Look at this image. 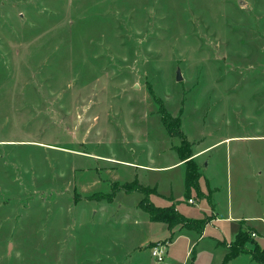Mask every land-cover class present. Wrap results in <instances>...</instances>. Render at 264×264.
<instances>
[{
    "label": "rangeland",
    "instance_id": "obj_1",
    "mask_svg": "<svg viewBox=\"0 0 264 264\" xmlns=\"http://www.w3.org/2000/svg\"><path fill=\"white\" fill-rule=\"evenodd\" d=\"M243 2L0 0V264H262L264 0ZM159 105L181 110L213 211L245 220L244 251L228 222L173 242L143 193L115 190L136 177L185 197L183 167L159 168L181 143Z\"/></svg>",
    "mask_w": 264,
    "mask_h": 264
},
{
    "label": "trees",
    "instance_id": "obj_2",
    "mask_svg": "<svg viewBox=\"0 0 264 264\" xmlns=\"http://www.w3.org/2000/svg\"><path fill=\"white\" fill-rule=\"evenodd\" d=\"M152 96V99L154 102L159 103L160 99L159 97H156L155 93L149 89L148 90ZM159 118L162 122L168 136L171 137H179L181 140V143L177 146H175L176 151L178 152V155L181 159V161H185V188H186V195H189L192 189L195 191H198V179L200 177L199 169L194 163V161L191 159L192 151H191V144L187 141L186 137L183 135L182 130L180 129L181 121H180V115L172 116L169 114V112L165 109V107L162 105H159ZM115 190L117 189H123L127 192H130V190H138L141 193L144 194V197L138 202V207L143 210L145 213H148L149 218L152 221L157 222H163L166 224V226L169 228L170 232L173 231L174 228L177 227V225H180L181 227L187 228L189 230H195L197 233H201L207 223L208 220L206 218H188L186 217L182 212H179L174 204L164 205V206H157L155 205L149 198L148 195L151 193H154L155 190L148 186H142L139 183H137L136 179H133L130 181V183H114ZM114 190V191H115ZM114 191L110 193H94L88 198H95L97 200L101 199H107L112 200L114 196ZM244 229L239 228L237 231V234L235 235L234 240L231 242V244L228 245L230 248L231 246L236 247L238 250L236 254L239 252L244 251L245 243L252 242L246 234ZM257 246L255 245L254 249H256ZM253 258L264 264V253L261 250L260 255H258L256 252L253 253Z\"/></svg>",
    "mask_w": 264,
    "mask_h": 264
},
{
    "label": "crops",
    "instance_id": "obj_3",
    "mask_svg": "<svg viewBox=\"0 0 264 264\" xmlns=\"http://www.w3.org/2000/svg\"><path fill=\"white\" fill-rule=\"evenodd\" d=\"M179 111L181 112V110H178L177 113L175 114V116L176 115H180ZM191 151L193 153L192 156H191V159L196 164L199 161L198 158L202 155V154H200L201 150H191ZM130 164H131V162H130ZM175 167H177V168L178 167H183L182 173H181V179H182V182H183V191L178 193V195L182 194V195L185 196V197L183 196L184 197L183 199H182V197L177 196V194H176L177 197L176 196L174 197L172 195V192H169V189L171 191V186L170 185L166 186L165 189H162L160 187V185L158 184V182L157 183L156 182L149 183V182L145 181V183H142V182H139L136 177H134V179H136L137 183H139L140 185H142L144 187L148 186V187L152 188L153 190H155L154 193H151L149 195L153 194L154 195L153 197L158 198L159 200L162 199V201H163L161 205H157V206H164V205L174 204L176 209L179 212H182L186 217L191 218V219L192 218H206L207 215L210 216V219L206 218L208 221H207V223H206V225H205V227H204V229H203V231L201 233H197L193 229L189 230L187 228L181 227L180 225H177V227L174 228L172 232H170V236L171 237L173 236L172 237L173 238L172 241L174 242V240H176L177 237L180 236V237H183V238H187V240H191L190 242L192 244V240L196 239L198 236H199V239H201V236L203 235L204 230L206 229L207 225H212V226L215 227L216 226L215 223H222V222L230 223L232 228L234 229L235 235H236L237 231L241 227V223L243 221H245V220L244 219L240 220L239 217L234 218L233 215H232V211H229V209L227 210L228 211L227 214L226 215H222L221 217L215 214V212L213 211L214 207H215V203H213V201L210 199L211 196H209V191H211L212 189L209 186H207L206 188L208 189V191L205 193V190H203L201 185H200V181L199 180H200V178L202 176L201 170L198 168L199 169V173H200V177L198 179V181H199L198 182L199 183L198 184V191H195L194 189H192L191 192L189 193V195H186V188H185V181H184L186 166H185V161H181V159H180V157L178 155V152H177V156L175 157V160H173L171 163H169V164H167L165 166H160L159 168H172V169H175ZM132 180H130V181H132ZM130 181L129 182H124V183H130ZM207 181L209 182V180H207ZM115 182H117V181L112 182V184H114ZM213 188H215V186H213ZM117 190H123V189H117ZM123 191H125V190H123ZM130 191H133V190H130ZM125 192H127V191H125ZM94 193H104V192H93V193L87 194L86 198H88V196H90V195H92ZM149 195H148V198H149ZM114 196H115V193H114ZM88 199H90V198H88ZM101 200H107V199H101ZM189 200H191V202ZM98 201H100V200H98ZM137 206H138V203H137ZM212 215H214V217ZM147 217L149 219L148 221H152L149 218L148 213H147ZM152 222H157V221H152ZM238 222L240 224H238ZM157 223H161V222H157ZM164 225H165V227H167L165 223H164ZM219 226L222 227L221 224ZM168 230H169V228H168ZM235 235H234V238H235ZM168 237L169 236L163 234L160 238H154L152 240H149L148 242L159 241V240H162L163 238H168ZM233 240H231V241H233ZM223 241H224V239L222 241H218L217 244H222ZM195 244L197 245V243H195ZM196 245L193 246L192 251L189 253L188 257H192V252L194 251V247ZM189 251H190V248H189ZM193 256H194V253H193Z\"/></svg>",
    "mask_w": 264,
    "mask_h": 264
},
{
    "label": "built area",
    "instance_id": "obj_4",
    "mask_svg": "<svg viewBox=\"0 0 264 264\" xmlns=\"http://www.w3.org/2000/svg\"><path fill=\"white\" fill-rule=\"evenodd\" d=\"M189 201L191 202V200ZM167 250L168 248L166 243L156 242V244L150 248V254L152 258L156 260V262L162 263V261L165 260V255L167 253Z\"/></svg>",
    "mask_w": 264,
    "mask_h": 264
},
{
    "label": "water",
    "instance_id": "obj_5",
    "mask_svg": "<svg viewBox=\"0 0 264 264\" xmlns=\"http://www.w3.org/2000/svg\"><path fill=\"white\" fill-rule=\"evenodd\" d=\"M238 2H239V4H243L244 2H243V0H238ZM176 79L177 80H181L182 79V76L180 75V71L179 70H177L176 71Z\"/></svg>",
    "mask_w": 264,
    "mask_h": 264
}]
</instances>
